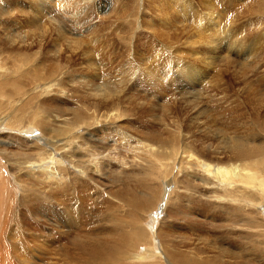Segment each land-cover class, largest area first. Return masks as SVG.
Masks as SVG:
<instances>
[{"label": "bare ground", "instance_id": "bare-ground-1", "mask_svg": "<svg viewBox=\"0 0 264 264\" xmlns=\"http://www.w3.org/2000/svg\"><path fill=\"white\" fill-rule=\"evenodd\" d=\"M33 1L42 4L41 7L38 5L36 9V13L40 17L50 16L53 9L57 10L58 15L55 12L56 15L54 18H50V23L59 33L61 31L66 33L65 27L60 26L59 19L66 18L70 10L73 11L78 6H85L91 1L93 2V0ZM124 1L117 0L115 3L123 4ZM132 1L136 5L133 4L132 9L125 8L123 14L117 10V5L114 4L109 6L110 13L108 15H106L107 13L98 14L96 21L106 23L104 20H108L110 24H105V29L114 30V28H119L118 25L122 20L127 23L126 30L132 32L135 26L131 25L130 21L137 19L141 6L146 7L151 4L153 7L157 0ZM209 15L212 16V14ZM92 22L94 19L85 22L81 27L82 30L92 29ZM105 29L103 26L102 30ZM100 30V27H95L88 35L92 43L96 42L93 35H99ZM71 31L79 30L74 25ZM54 34V31H50L48 35H41V38L36 40L37 42L33 41L29 44L23 41V46L15 43L16 51L5 46L2 47L0 41V80H5L2 82L0 90H3V87L6 89L0 97L2 99L0 108L6 106L2 108L4 112L2 109L0 110V137L5 132L7 136L16 138V142L11 143L17 144L20 149L15 152L11 151L7 148V141L0 139V159L4 160L5 158L7 161V165H3L0 161V264H37L39 257L36 256L37 254L35 255L38 251L34 245L41 243L47 247L51 240L52 246L55 247L56 244L61 246L54 253L57 256V261L51 264H130L129 262L133 261L140 264H155L158 261L159 264H255V261H250V256L256 260L259 253H264V170L261 168L264 167V158H257L255 155L256 150L263 148V145H256V141L264 139V121L257 117L254 120H251L250 117L245 120L242 105L238 104L229 111L230 115L225 116L226 121L221 126L217 124L212 126L213 122L209 117V121L204 123L203 128L205 126V130L210 136L197 133L193 126H186L178 116H172L173 119L170 116L172 121H164L162 123L164 129L160 126L162 130H151L140 138L135 137L134 139L132 135L120 131L119 137L124 145L130 146L133 151L142 155L135 161L139 160L137 167L143 171L136 175L145 173L147 175L154 174L156 177L168 176V186L176 182L177 187L183 186L186 193L190 192V195L186 194L185 198L195 211H199L202 206L201 199L211 198L214 201L213 204L227 214L226 219H223L227 225L225 223H221V226L215 225L211 232L218 233L220 235L219 242L227 243L225 245L228 248H221L219 252L209 251L207 254L210 255L207 257L196 258V255L201 256L198 250L192 256L183 255L172 240L163 238L164 235L161 232L150 233L153 237H150L146 244L143 239L146 232L143 226H146V221L142 223L137 219V226H133L131 231L128 230L125 233L120 225L121 220L115 217L122 202L125 203V206L133 208L132 198L125 197L131 196L134 193L133 190L123 187V189L110 193L101 186L97 178L106 175L105 169L103 170V162L111 155L113 156L114 148H109L102 141L98 142L90 130L100 126L106 127V125L112 129L120 127L117 126V121L127 115V110L120 108V104L115 102L117 100H112L110 103L108 101L111 96L118 95L114 91L117 87L114 89L104 84L102 89H97L98 94H94L95 99L97 98L96 100L99 101L92 100L90 102V100L86 101L85 98H80L82 100L80 102L83 103L80 104V109H74L70 114L62 113L55 105H48L50 100L43 102L37 100L39 94H51L59 88L61 90L63 83L68 82L64 81L65 77L68 79L74 74L69 73L68 68L72 60L65 56L66 53L55 54L56 59L53 58L54 56H49L47 50L45 51L54 38ZM84 37L82 35V38ZM71 41L65 39L69 47H71ZM82 42L87 41L83 40ZM34 45L38 50L31 54ZM9 51L12 52L13 57ZM24 53L28 55H23ZM35 57H40L41 60ZM25 61L28 63L26 64ZM56 61H63L65 65L61 66ZM52 62H56L57 65ZM16 63L21 65L20 71L27 70L25 75H32L34 79L20 86L10 77H5L10 70L13 71L10 66ZM22 67L26 69L21 70ZM16 74L15 76H17ZM23 76L24 74L21 73V77ZM11 82L14 84L11 87L13 90L8 92L10 88L7 85ZM37 88H40V92H36ZM64 90L66 88L59 92L56 91L65 95ZM69 91L71 92L70 89ZM257 104L255 103V105ZM222 111L221 114L217 111L220 119L225 114L224 108ZM238 111L241 112L243 120L241 117H233ZM257 112L254 113L255 116L258 115ZM216 126H219L215 130L216 134L223 139L224 147L213 142L211 137L213 129L207 128ZM35 130L41 132V138L37 140L42 146H38L34 141L31 142L33 144L31 146L29 140L26 139L33 136L37 132ZM245 133L249 137H246ZM23 142H27L25 143L26 147L23 146ZM133 142L135 143L133 144ZM28 143L30 145H27ZM110 161L115 162L116 160ZM177 165L179 166L178 171L175 172ZM109 166L113 167L112 163ZM92 172L94 173L92 174ZM10 175L14 176L15 181L21 183L22 193L41 190L43 195L19 198L11 192ZM117 177L109 176V179ZM177 178L179 179L177 180ZM27 179L28 183H26ZM25 184H29L30 187H26ZM120 191H122L121 195ZM104 195H107L109 200L114 203L112 204L109 200L106 202L103 198ZM41 196L44 197L43 204ZM180 198L182 200L181 196H177L176 200ZM19 201L23 208L19 207L18 210L16 205ZM104 203L106 204L105 208L108 207L110 211L111 220L107 222V225L89 228L92 226L89 222L93 218L92 209L96 205ZM205 205L211 210L210 203H205ZM193 209L185 213L190 217L183 214V222L189 228L197 229L200 221H197L195 216L198 214ZM199 213L201 216V211ZM203 213L206 217L210 211L208 214L207 212ZM173 214L172 218L175 219L176 215L182 213L173 212ZM100 216H103L102 213ZM210 217L216 220L220 215H208L206 220ZM45 228L50 232L47 238L43 234ZM155 239L159 240L161 251L158 250ZM139 242L138 247L134 248ZM249 245L252 247L249 252L255 251V254L248 253ZM142 246H147V248L138 253ZM212 247L217 249L214 245ZM233 250H238V252ZM225 259L227 260L224 261Z\"/></svg>", "mask_w": 264, "mask_h": 264}, {"label": "rangeland", "instance_id": "rangeland-1", "mask_svg": "<svg viewBox=\"0 0 264 264\" xmlns=\"http://www.w3.org/2000/svg\"><path fill=\"white\" fill-rule=\"evenodd\" d=\"M157 1L153 7L150 4L152 1L149 2L150 6H141L139 12L136 8L138 17L130 21V24L135 26L132 32L126 30L127 23L122 20L118 25L119 28H114V30L105 29V24H110L108 20H104L106 23L96 21L97 16L106 13L108 15L110 13L109 6L114 4L117 5V10L121 14L124 13L125 8L132 9V5H136L132 0H125L123 4L115 3L117 0H93L88 5H81L73 11L70 10L71 12H68L66 18L59 19L60 26H64L66 29V33L62 31L59 33L50 23V18H54L57 10L53 9L50 16L43 15L40 17L36 13V9L38 5L41 7V2L40 4L37 2V4L33 0H0V26L1 24L4 25L0 27V41L2 47L5 46L16 51L15 43L23 46V41L28 44L33 41L37 42L36 40L40 39L41 35H48L50 31H54V38H52L49 47L45 51L47 50L49 56H54L53 58L56 59L55 54L63 55L66 53L65 56L72 60L68 68L69 73L74 74L68 79L65 77L64 81L68 82L63 83L61 90L60 88L56 89L59 92L66 88L68 92L64 90L65 95L57 93L56 90L51 94L40 95L38 93L39 98L37 100L42 102L50 100L48 105H55L64 114H70L72 110L80 109V104H83L80 101L83 98L86 101L90 100V102L96 100L94 94L97 95V91L102 89L104 84L114 89L117 87L114 91L118 95L111 96L108 101L110 103L112 100H117L115 102L120 104V108L127 110V115L117 121V126L120 127L112 129L106 125V127L100 126L91 129L90 132L94 133L98 142L102 141L109 148H114V151L112 150L113 156L111 155L103 162V170L105 169L106 175L104 177L98 176V182L110 193L123 189V187L130 188L134 192L131 196H125L132 198L133 208L125 206V203L122 202L119 211L115 215L121 220L122 231L125 233L128 230L131 231L133 226H137V219L142 223L146 221V226H143L146 229L143 238L146 244H148L150 237H153L150 233L154 231L161 232L164 235L163 238L172 240L183 255L189 257L198 250L201 256L196 255V258L207 257L210 255L207 254L209 251L219 252L221 248H228L225 245L227 243L222 244L219 242L220 235L218 233L211 232L215 225L221 226V223L227 225V222L223 220L226 219L227 214L222 209L219 210L213 204L214 201L208 198L201 199L200 216L199 211H195L185 198L186 194L190 195V192L186 193L183 186L177 187L176 182L168 186V176L156 177L154 174L147 175L145 173L136 175L143 171L137 167L139 160L135 161L137 157H142V155L133 151L130 146L124 145L119 135L121 131L132 135L134 139L135 137L140 138V136L151 130L160 131L162 128L164 129L162 123L172 121L173 117L176 116L186 126H193L194 131L197 133L209 135L205 130V126L203 128L204 123L209 121V117L213 122L212 126H215V124L221 126L226 121L225 116L230 115L229 111L238 104L242 105L245 120L249 117L254 120L257 117L264 121V0ZM52 5L54 6L53 3ZM209 14H212V16ZM92 19H94V22L91 23L92 29L82 30V25ZM74 25L79 31H71ZM103 26L105 30H102ZM95 27H100L101 30L99 35H93L96 42L92 43L88 35L92 33L91 31ZM82 35L85 37L82 38ZM56 39L57 41H55ZM65 39L73 41H71V47L65 42ZM83 40L87 42L83 43ZM37 50L38 48L34 45L30 53L32 54ZM10 54L12 55V52ZM23 55L28 54L24 53ZM35 58L41 60L40 57ZM48 62H51V60H48ZM56 62H59L61 66L65 65L63 61ZM56 62L52 63L57 65ZM25 63L27 64L28 61H25ZM20 66L19 63L11 65L13 71L10 70L5 77H10L21 86L27 84L34 77L25 75L27 70L20 71ZM22 68L21 70L26 69ZM21 73L24 74L23 77H21ZM76 79L79 81H75ZM4 81L0 80L1 88ZM7 86H9L8 92H10L13 90L11 87L14 84L11 82ZM5 90L4 87L3 90H0V97ZM36 92H40V88H37ZM71 94L73 95L71 96ZM0 102H2L1 98ZM255 103L259 104L255 105ZM3 107L6 106H1L0 110ZM223 108L225 114L220 119L218 113H223ZM217 111L219 112L217 113ZM2 112H4L3 109ZM255 112L258 115L255 116ZM240 113L238 111L233 117H241ZM170 116H173L172 119ZM214 119H216V122H214ZM241 119L243 120L242 117ZM218 127L207 128L213 129L211 133L213 142L220 147H224L225 145H222L223 139L215 131ZM35 131L37 132L33 136L26 139L29 140L31 146H33L32 141L38 146H42L37 140L41 138V132L39 130ZM245 135L248 136L247 133ZM0 139L7 141V148L11 151L20 150L17 144L11 143L16 142V138L7 136L4 132ZM23 143V146L26 147L25 143L27 142ZM29 143L27 145H30ZM256 145H263V148L256 150L255 155L257 158H264V139L261 138L260 141H256ZM110 160H116V163ZM0 161L3 165H7L5 158L4 160L0 159ZM111 163L113 167L109 166ZM178 167V165L175 167V172L178 171ZM261 168L264 170V167ZM109 176L118 177L109 179ZM12 179L15 178L10 175L11 192L19 198L43 195L41 190L22 193L21 183ZM28 181L27 179L26 183ZM25 186L30 187L29 184H25ZM119 194L121 195L122 191ZM177 196H181L182 200L181 198L176 200ZM103 198L106 202L109 200L107 195H104ZM109 202L114 203L111 200ZM41 203H44L43 196H41ZM205 203H210L211 210L206 207ZM105 206V203L99 204V206L96 205L92 209L93 218L89 221L92 226H89V228L97 225H107V222L111 220L110 211ZM16 207L18 210L19 207L20 209L23 208L20 201ZM190 209L198 214L195 216L197 221H200L197 229L189 228L183 222V214L188 213ZM208 211H210L209 214ZM173 212L182 214L176 215L173 219ZM203 212H207L209 216L217 214L220 217L216 220L211 217L206 220L208 215L206 214L207 216L204 217ZM101 213L102 217L100 216ZM45 231L43 234L47 238L50 232L46 228ZM51 241L47 247L41 243L34 245L38 251H35V255L37 254L36 256L39 257L37 264H51L57 261V256L54 253L61 246L56 244L54 247ZM155 242L158 250L161 251L159 240L155 239ZM166 243L168 244V242ZM139 244L140 242L134 248H137ZM213 245L217 249L212 247ZM250 247L249 245L248 253L250 255L255 254V251L249 252ZM145 248L147 246H142L138 253H141ZM233 251L238 252V250ZM250 261H255V264H264V253H259L256 260L250 256ZM133 262L129 263L132 264ZM155 264H159V261Z\"/></svg>", "mask_w": 264, "mask_h": 264}]
</instances>
